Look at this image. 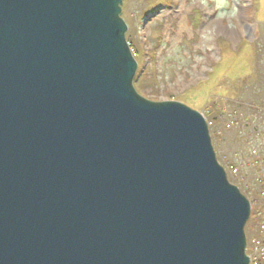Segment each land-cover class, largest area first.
Segmentation results:
<instances>
[{
	"label": "water",
	"instance_id": "1",
	"mask_svg": "<svg viewBox=\"0 0 264 264\" xmlns=\"http://www.w3.org/2000/svg\"><path fill=\"white\" fill-rule=\"evenodd\" d=\"M123 0H0V264H249L250 201L204 113L136 89Z\"/></svg>",
	"mask_w": 264,
	"mask_h": 264
},
{
	"label": "rangeland",
	"instance_id": "2",
	"mask_svg": "<svg viewBox=\"0 0 264 264\" xmlns=\"http://www.w3.org/2000/svg\"><path fill=\"white\" fill-rule=\"evenodd\" d=\"M121 7L137 51L136 89L204 113L219 163L250 201L244 230L246 253L254 254L251 239H264V0H123ZM258 39L261 66L252 75Z\"/></svg>",
	"mask_w": 264,
	"mask_h": 264
},
{
	"label": "built area",
	"instance_id": "3",
	"mask_svg": "<svg viewBox=\"0 0 264 264\" xmlns=\"http://www.w3.org/2000/svg\"><path fill=\"white\" fill-rule=\"evenodd\" d=\"M232 171L235 173L238 171V168L230 165L228 166ZM261 179V178H260ZM264 195V192L262 193ZM262 222L259 224V231L262 233L264 232V219L262 218ZM251 242L254 245L253 253L249 252V261H251V264H264V239H260L259 237H255L251 239Z\"/></svg>",
	"mask_w": 264,
	"mask_h": 264
},
{
	"label": "trees",
	"instance_id": "4",
	"mask_svg": "<svg viewBox=\"0 0 264 264\" xmlns=\"http://www.w3.org/2000/svg\"><path fill=\"white\" fill-rule=\"evenodd\" d=\"M127 40L130 43V47L132 48V50H134L133 52H135L136 55H137V51L133 47V43L131 42L129 36L127 37ZM252 44L254 45V51H253V54H254V61H253L254 71H253L252 75H255V74L258 75L259 68L261 66L262 54H263L262 53L263 49L261 50V46L260 45L263 44V43L260 42L259 39H258V40H254L252 42ZM210 130H211V135H213L214 130L211 129V127H210Z\"/></svg>",
	"mask_w": 264,
	"mask_h": 264
},
{
	"label": "clouds",
	"instance_id": "5",
	"mask_svg": "<svg viewBox=\"0 0 264 264\" xmlns=\"http://www.w3.org/2000/svg\"><path fill=\"white\" fill-rule=\"evenodd\" d=\"M132 49V48H131Z\"/></svg>",
	"mask_w": 264,
	"mask_h": 264
}]
</instances>
